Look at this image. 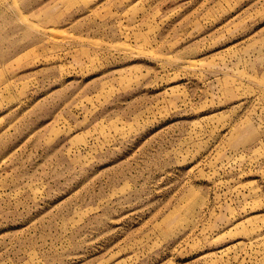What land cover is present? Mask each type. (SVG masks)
Returning <instances> with one entry per match:
<instances>
[{"label":"rangeland","instance_id":"obj_1","mask_svg":"<svg viewBox=\"0 0 264 264\" xmlns=\"http://www.w3.org/2000/svg\"><path fill=\"white\" fill-rule=\"evenodd\" d=\"M0 264H264V0H0Z\"/></svg>","mask_w":264,"mask_h":264}]
</instances>
